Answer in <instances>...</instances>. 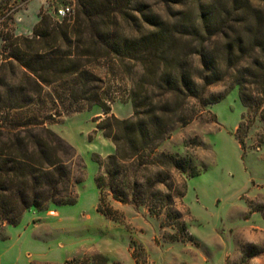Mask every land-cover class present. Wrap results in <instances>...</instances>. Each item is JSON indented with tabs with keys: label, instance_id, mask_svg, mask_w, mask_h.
<instances>
[{
	"label": "rangeland",
	"instance_id": "374dc122",
	"mask_svg": "<svg viewBox=\"0 0 264 264\" xmlns=\"http://www.w3.org/2000/svg\"><path fill=\"white\" fill-rule=\"evenodd\" d=\"M134 1L128 3L132 19L118 16L115 24L127 35L148 27L132 9ZM138 1L169 21L182 7L162 0ZM250 1L264 9V0ZM64 5L75 10V0H0V144L17 134V127H50L70 146L64 158L73 178L81 179L68 185L78 196L76 203H49L26 211L18 224L0 222V264H102L97 254L107 257L106 264H264V83L239 84L230 69L223 81L206 91L221 99L203 106L189 124L176 125L159 146V155L192 156L200 172L184 177L175 170L178 185L184 179L186 183L185 196L175 198V212L152 214L144 205L116 200L105 187V203L116 210L114 216H106L97 209L96 178L102 173L101 162L116 147L96 128L97 122L107 116L105 107L120 118L133 116L130 93L144 68L136 60L91 62L89 67L102 79L98 92L104 102H81V111H74L76 104L65 93L57 98L54 90L61 89V82L45 85L39 94L28 80L29 71L11 57L13 47L18 36L33 34L43 13L61 20L57 10ZM194 61L200 68L197 56ZM25 94L33 100L21 107ZM201 105L193 99L188 111ZM45 116L44 124L26 125ZM255 209L263 214L252 212Z\"/></svg>",
	"mask_w": 264,
	"mask_h": 264
},
{
	"label": "trees",
	"instance_id": "16d2710c",
	"mask_svg": "<svg viewBox=\"0 0 264 264\" xmlns=\"http://www.w3.org/2000/svg\"><path fill=\"white\" fill-rule=\"evenodd\" d=\"M162 1L182 6L175 20H165L148 10V3L135 0L132 9L148 27L140 34L127 35L115 29V24L118 16L132 19L128 5L133 0H75V10L61 20L43 13L31 36L17 37L11 55L29 71L28 80L39 94L45 85L61 82L55 95L65 93L76 104L74 111L84 109L81 102L88 106L104 102L98 92L102 79L89 67L91 62L99 58L136 60L143 66L130 93L133 116L120 118L108 114L110 107H105L107 116L97 118L96 128L116 147L101 162L102 173L96 178L100 189L97 209L109 217L116 210L105 203V187L116 200L144 205L152 214L164 209L175 212V198L186 193L185 179L180 187L175 170L184 177L200 172L192 156L159 155V146L171 137L176 125L189 124L204 111L203 106L221 99L222 95L207 96L206 91L223 81L230 69L235 70L232 75L239 84L248 80L264 83L263 8L250 0ZM195 56L200 68L195 66ZM66 78H72L71 83ZM26 96L21 107L33 100ZM193 99L202 107L189 112ZM47 119L40 117L26 125H41ZM17 128V134L0 144V222L14 225L30 209L76 203L78 196L68 185L81 181L73 178L64 158L70 146L55 131L50 127ZM97 257L106 264V256Z\"/></svg>",
	"mask_w": 264,
	"mask_h": 264
},
{
	"label": "built area",
	"instance_id": "2783aa9c",
	"mask_svg": "<svg viewBox=\"0 0 264 264\" xmlns=\"http://www.w3.org/2000/svg\"><path fill=\"white\" fill-rule=\"evenodd\" d=\"M72 7L70 5H64L58 8L57 14H59L62 17H65L69 13H71Z\"/></svg>",
	"mask_w": 264,
	"mask_h": 264
},
{
	"label": "crops",
	"instance_id": "0c3cea01",
	"mask_svg": "<svg viewBox=\"0 0 264 264\" xmlns=\"http://www.w3.org/2000/svg\"><path fill=\"white\" fill-rule=\"evenodd\" d=\"M252 212H260V213L263 214V212H262L260 209H255V210H253ZM263 215H264V214H263ZM12 225H14V224H12ZM9 226H11V225H9ZM9 228H10V227H9ZM29 256H31V254H30Z\"/></svg>",
	"mask_w": 264,
	"mask_h": 264
}]
</instances>
